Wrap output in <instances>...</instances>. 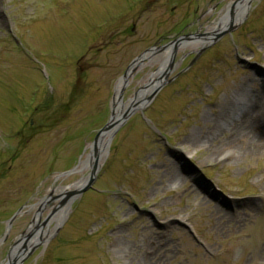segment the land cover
Returning a JSON list of instances; mask_svg holds the SVG:
<instances>
[{"label": "rangeland", "instance_id": "obj_1", "mask_svg": "<svg viewBox=\"0 0 264 264\" xmlns=\"http://www.w3.org/2000/svg\"><path fill=\"white\" fill-rule=\"evenodd\" d=\"M236 1L0 0V240L22 208L0 264L31 227L21 264H264V148L240 150L232 125L240 98L264 91V0L205 45L177 48L153 96L112 129L91 187L60 204L89 173L64 175L109 120L131 60L206 32ZM248 137L264 139V123ZM118 229L129 247L116 245Z\"/></svg>", "mask_w": 264, "mask_h": 264}, {"label": "bare ground", "instance_id": "obj_2", "mask_svg": "<svg viewBox=\"0 0 264 264\" xmlns=\"http://www.w3.org/2000/svg\"><path fill=\"white\" fill-rule=\"evenodd\" d=\"M247 2L248 0H238L236 2H233L232 5L228 3L227 6H225V8L219 14L218 20L206 32L201 33L203 35L200 34L201 36L198 35V37H194L192 39L191 44H189L188 46L191 45L198 47L201 45H205V43L210 40V38L214 35V33L221 31L228 25V23L236 21L244 13V11L246 10ZM228 10L230 11V14H232V18L230 19L228 17ZM167 52L168 51L165 50L164 55L155 61V63L157 64V69L149 75V77L146 79L147 82L138 89L142 93L140 92L137 93L136 95L133 94V96L127 99L125 103H122L117 100V92L119 90L121 83L119 81L116 84L115 86L116 95L114 98V103L112 105L113 113L110 119L111 123L118 121L123 111L127 110L128 108H134V107L138 108L140 107L139 105L144 103L148 92L144 93L143 91H145L148 87L154 84L155 82L154 79H156L157 72L162 67H164ZM145 57L146 55L144 56V58ZM150 58L151 56L146 57L143 61L144 62L149 61ZM149 81H151L150 84L145 88V85L148 84ZM237 106H238L237 111L234 113V118L232 119L233 128L236 129V134H235L236 138L234 139L233 144H236L240 150H245L249 147L264 148V139H259L260 141L259 140L250 141L248 137L255 126L264 123V91L262 92L249 91L245 93V95H243V97L240 98V101L238 102ZM254 142H258V144H254ZM104 151H105L104 140H102L97 146V157H94V155L91 154L89 151V153H86L84 157L79 161L78 165L75 168V171L80 172L85 169H90V167L95 161H97V165H100L102 162ZM174 177L176 178V176ZM83 182H84V178L75 182L70 188L77 190L83 184ZM60 211H62V209ZM215 213L218 214L221 213V211L215 210ZM219 218L221 220L223 219L225 222L228 223L232 220V217L228 216L226 213H222V215L219 216ZM36 219L37 216H35L34 222H36L35 221ZM31 228L25 234L30 233V231L33 229ZM121 232H122L121 229L114 231V235L116 236L115 240L117 242L116 245L129 247L128 242L119 237V234ZM45 233L46 232H43V235ZM30 239L29 241L25 242L26 248L33 245V242H31ZM145 263H149V260L142 257L140 260V264H145Z\"/></svg>", "mask_w": 264, "mask_h": 264}, {"label": "water", "instance_id": "obj_3", "mask_svg": "<svg viewBox=\"0 0 264 264\" xmlns=\"http://www.w3.org/2000/svg\"><path fill=\"white\" fill-rule=\"evenodd\" d=\"M248 3V2H247ZM232 30V26L227 28L225 31L222 32V34L227 33V32H231ZM220 34V35H222ZM200 35V34H199ZM203 35V34H201ZM200 35V36H201ZM199 36V37H200ZM194 37H198V35H193V36H185L184 38H180L178 40H175L174 42L168 44L165 47V50H167L168 52L166 53V58H165V64L164 67H162L158 72H157V76L156 79L161 81L163 79H165L167 77V75L171 72V70H173V67H175L176 63L174 62V57H175V53H176V49L180 48L182 46L185 45H189L192 42V39ZM153 52L151 51H144L141 54H139L138 56H136L135 58H133L131 60V62L128 64L127 68L125 69V71L123 72V74L120 76L119 81H120V87L119 90L117 92V100L120 101L121 98V94L123 92L124 87L127 85L128 83V78L131 76V74L137 69V67L142 66V62L146 57H149L152 55ZM146 55V57L144 58V56ZM148 55V56H147ZM194 61V60H192ZM151 81L148 82V84L145 85V88L150 84ZM157 88L156 84L151 85L150 87H148L145 92H148L149 96L147 99H150L153 94L155 93V89ZM141 91L137 90L134 95H136L137 93H140ZM142 93V92H141ZM142 105V104H141ZM139 108V107H138ZM135 109L137 108H128L127 110L123 111L122 114L120 115L119 120L111 123L110 119L112 117V113L113 110L111 111L110 114V118L109 120L97 131V133L95 134V136L93 137V140L90 144V153L94 155V157H97V146L100 143V141L104 140V148L106 149L107 146V142L108 139L110 138L111 134H112V129L117 127L119 124H121L125 118H127ZM103 153V157H104ZM100 165H97V161H95L92 166L90 167L89 173L88 175L84 178V182L83 184L74 191H65L64 192V197L63 200L61 201L60 204H64L67 202H69L70 198L73 195H78L83 193L84 191L88 190L92 183L94 182L96 173L99 169ZM75 171V168H73L72 170H69L68 172L64 173V175H68L72 172ZM73 185V184H72ZM71 185V186H72ZM70 186V187H71ZM66 188H63L62 190L64 191ZM22 208H19L7 221H6V228H5V232L3 234V237L1 238L0 242L2 240L5 239V237L8 234L9 228L11 226V223L13 222V220L19 215L20 211ZM34 230L35 227L30 231V233L28 234H23L20 235L9 247L8 252L6 254V261L4 262V264H21L23 259H25L31 249L33 248V244L32 248H26L25 246V242L29 241V239L33 236L34 234ZM22 237V238H21ZM21 238V239H20Z\"/></svg>", "mask_w": 264, "mask_h": 264}, {"label": "flooded vegetation", "instance_id": "obj_4", "mask_svg": "<svg viewBox=\"0 0 264 264\" xmlns=\"http://www.w3.org/2000/svg\"><path fill=\"white\" fill-rule=\"evenodd\" d=\"M154 3H155V1H154ZM131 29L133 30V27H132ZM192 35H193V34L179 35V36L173 38L171 41H168V42L165 43V44L158 45V43H157V44L155 43V44H153L151 47L147 48L146 50H147V51H151V52H153L152 55H151V57H152L153 55L157 54V56H156V58H155V60H157V59L161 58V57L164 55L165 47H166L168 44H170V43H172V42H174L175 40H178V39H180V38L182 39V38H184L185 36H192ZM150 59H151V58H150ZM156 69H157V68H156Z\"/></svg>", "mask_w": 264, "mask_h": 264}]
</instances>
